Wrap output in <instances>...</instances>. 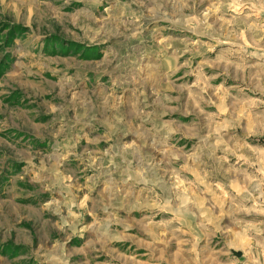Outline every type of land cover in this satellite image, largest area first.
<instances>
[{
    "label": "rangeland",
    "instance_id": "obj_1",
    "mask_svg": "<svg viewBox=\"0 0 264 264\" xmlns=\"http://www.w3.org/2000/svg\"><path fill=\"white\" fill-rule=\"evenodd\" d=\"M226 3L0 0V264L185 251L184 201L264 144V39Z\"/></svg>",
    "mask_w": 264,
    "mask_h": 264
},
{
    "label": "crops",
    "instance_id": "obj_2",
    "mask_svg": "<svg viewBox=\"0 0 264 264\" xmlns=\"http://www.w3.org/2000/svg\"><path fill=\"white\" fill-rule=\"evenodd\" d=\"M225 1L237 13L234 21L244 20L245 29L256 34L252 43L264 39V0ZM261 54L264 48L249 52L251 57ZM254 69L264 73V67ZM262 134L264 129L241 137ZM229 159L227 169L237 172V178L201 182L197 197L184 201L198 221L190 225L185 251L176 254L180 258L171 256V264H264V144H246L242 153Z\"/></svg>",
    "mask_w": 264,
    "mask_h": 264
}]
</instances>
